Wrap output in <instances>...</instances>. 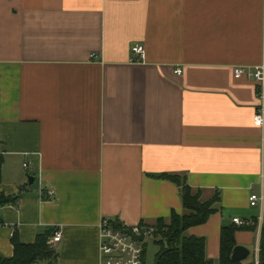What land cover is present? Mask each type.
Instances as JSON below:
<instances>
[{
	"label": "crops",
	"instance_id": "obj_1",
	"mask_svg": "<svg viewBox=\"0 0 264 264\" xmlns=\"http://www.w3.org/2000/svg\"><path fill=\"white\" fill-rule=\"evenodd\" d=\"M262 65L264 0H0V195L17 197L0 209V259L13 237L60 231L46 242L56 258L35 264H99L102 219L153 227L187 214L158 178L173 175L202 201L219 194L184 235L217 264L221 229L255 225L234 234L254 264L264 87L233 70Z\"/></svg>",
	"mask_w": 264,
	"mask_h": 264
},
{
	"label": "trees",
	"instance_id": "obj_2",
	"mask_svg": "<svg viewBox=\"0 0 264 264\" xmlns=\"http://www.w3.org/2000/svg\"><path fill=\"white\" fill-rule=\"evenodd\" d=\"M1 160H0V182H1ZM158 178L168 180L178 188L181 205L187 211L185 215H177L172 212L169 223L159 219L152 227L153 242L158 243L160 250L155 256L154 264H214L205 256V240L203 238L186 237L184 233L191 227L204 224L208 218L215 213V205L219 202V194H215L210 200H201V191L193 190L185 181L177 176L160 175ZM17 197L0 195V209L13 204ZM115 223V227L122 225ZM1 224V221H0ZM145 227L144 225H140ZM255 230L256 226L238 227L233 224L223 227L219 238V258L217 264H241L231 260L235 246L234 234L238 229ZM54 232L36 237L31 245L21 244L16 237L12 239L13 256L10 259H0V264H35L40 261H51L56 258L55 253L47 246L49 237ZM143 250V261H144ZM259 264H264V229L260 233Z\"/></svg>",
	"mask_w": 264,
	"mask_h": 264
},
{
	"label": "built area",
	"instance_id": "obj_3",
	"mask_svg": "<svg viewBox=\"0 0 264 264\" xmlns=\"http://www.w3.org/2000/svg\"><path fill=\"white\" fill-rule=\"evenodd\" d=\"M131 53L137 59H144V49L142 46H134L131 48ZM92 58H96L92 55ZM180 74V71H177ZM233 77L236 80L245 79L253 81L261 88L264 87V65L256 67L254 70H247L243 67H236L233 70ZM264 122V108L257 110L254 117V125L260 127ZM27 165H24L26 167ZM52 195V193H49ZM249 205L254 207L256 205H264V188L259 195L252 194L249 197ZM233 224L238 227H246L248 225L245 221L233 219ZM109 219H102L99 223V264H144L143 261V247L141 242L134 241L126 234L130 231L134 236L144 235V240L152 239L153 228L141 227L140 225L133 227H115ZM61 239V232L55 231L52 238V243H58ZM259 251V249H258ZM254 264H259L258 259Z\"/></svg>",
	"mask_w": 264,
	"mask_h": 264
},
{
	"label": "rangeland",
	"instance_id": "obj_4",
	"mask_svg": "<svg viewBox=\"0 0 264 264\" xmlns=\"http://www.w3.org/2000/svg\"><path fill=\"white\" fill-rule=\"evenodd\" d=\"M141 246L144 250V264H154L155 256L160 250L158 243L153 242L152 239L147 238L146 240L141 242ZM253 260V250L250 249V256L248 257L246 263H251Z\"/></svg>",
	"mask_w": 264,
	"mask_h": 264
},
{
	"label": "water",
	"instance_id": "obj_5",
	"mask_svg": "<svg viewBox=\"0 0 264 264\" xmlns=\"http://www.w3.org/2000/svg\"><path fill=\"white\" fill-rule=\"evenodd\" d=\"M126 234L129 235L130 238L134 241L142 242L144 239L143 234L139 236H134L130 231H126ZM248 255H249V251L247 249L241 246H236L232 251L231 260L236 263H241L244 260H246Z\"/></svg>",
	"mask_w": 264,
	"mask_h": 264
}]
</instances>
